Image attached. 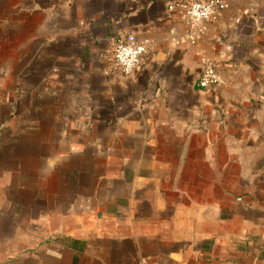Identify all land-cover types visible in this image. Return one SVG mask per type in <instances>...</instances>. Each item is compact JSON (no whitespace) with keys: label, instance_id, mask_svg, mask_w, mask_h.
<instances>
[{"label":"crops","instance_id":"crops-1","mask_svg":"<svg viewBox=\"0 0 264 264\" xmlns=\"http://www.w3.org/2000/svg\"><path fill=\"white\" fill-rule=\"evenodd\" d=\"M189 1L0 0V264H264V0Z\"/></svg>","mask_w":264,"mask_h":264},{"label":"built area","instance_id":"built-area-1","mask_svg":"<svg viewBox=\"0 0 264 264\" xmlns=\"http://www.w3.org/2000/svg\"><path fill=\"white\" fill-rule=\"evenodd\" d=\"M175 8V4L169 7ZM228 9L226 0H191L183 6V17L187 26V40L194 43L204 38L211 21L220 12ZM152 52L148 40H139L133 34H127L113 45L109 56L108 73L119 72L124 77L141 70L146 58ZM221 78L213 62L202 58V71L198 82L201 89L218 86Z\"/></svg>","mask_w":264,"mask_h":264}]
</instances>
